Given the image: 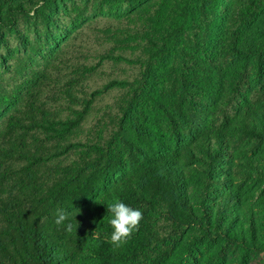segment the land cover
Returning <instances> with one entry per match:
<instances>
[{"label":"trees","instance_id":"trees-1","mask_svg":"<svg viewBox=\"0 0 264 264\" xmlns=\"http://www.w3.org/2000/svg\"><path fill=\"white\" fill-rule=\"evenodd\" d=\"M0 264H264V0H0Z\"/></svg>","mask_w":264,"mask_h":264},{"label":"clouds","instance_id":"clouds-1","mask_svg":"<svg viewBox=\"0 0 264 264\" xmlns=\"http://www.w3.org/2000/svg\"><path fill=\"white\" fill-rule=\"evenodd\" d=\"M95 202L98 203L96 199ZM106 205L107 212L111 214L108 222L113 229L110 235V243L116 248H121L126 245L133 234L138 231L143 214L139 209L128 206L116 197H113ZM77 210L78 213L80 210ZM69 216L70 213L66 210L58 209L54 223L58 226H64L67 231L71 232L73 227L72 224L70 222L66 223Z\"/></svg>","mask_w":264,"mask_h":264}]
</instances>
